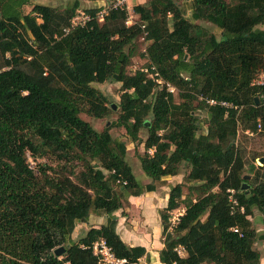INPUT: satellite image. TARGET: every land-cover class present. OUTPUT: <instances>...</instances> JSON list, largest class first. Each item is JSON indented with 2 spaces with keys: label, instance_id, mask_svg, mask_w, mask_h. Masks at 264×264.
<instances>
[{
  "label": "trees",
  "instance_id": "trees-1",
  "mask_svg": "<svg viewBox=\"0 0 264 264\" xmlns=\"http://www.w3.org/2000/svg\"><path fill=\"white\" fill-rule=\"evenodd\" d=\"M188 2L189 19L175 0H146L131 9L129 25L123 11L108 9L98 23L100 7L86 9L93 18L63 34L81 11L79 0L64 8L0 0V264H97L90 247L100 239L122 264H148L142 246L122 242L113 213L182 167L186 173L158 212L159 264H259L264 156L259 167L246 163L236 135L238 127L264 134V84H252L264 73V0ZM138 39L146 65L127 74ZM107 81L120 84L116 127L132 144L141 128L147 131L137 156L151 182L145 186L126 163L124 143L80 118L113 113L116 106L92 87ZM196 111L204 112L202 121ZM26 153L47 162L32 170ZM90 212L103 223L71 240Z\"/></svg>",
  "mask_w": 264,
  "mask_h": 264
},
{
  "label": "rangeland",
  "instance_id": "rangeland-1",
  "mask_svg": "<svg viewBox=\"0 0 264 264\" xmlns=\"http://www.w3.org/2000/svg\"><path fill=\"white\" fill-rule=\"evenodd\" d=\"M146 0H131L130 1V9H132L136 5L144 4ZM176 4L184 11L185 18L189 19V2L188 0H175ZM33 3H39L46 6H52L57 8H64L66 6H70L73 3V0H33ZM95 6L89 3H85L79 0V8L78 10L84 11L86 9H93ZM30 7L26 6L23 8V12H27ZM135 17L131 18V21ZM201 26L207 28L210 32L217 35L218 31L211 25L206 23H200ZM135 45V53L133 57L130 59V64L126 67V73L132 74L134 71L138 69H143L146 65V60L142 56L143 49L145 47V43L138 39L136 41ZM92 87L98 90L104 97L106 98V101L112 105H117L118 103V96L120 94L119 87L120 84L114 81H107L103 84H92ZM174 101L178 102V99L175 97L174 92ZM117 113L118 108L115 107L113 113H111L107 118L102 120H94L89 118L88 116L81 114L80 118L87 122L92 128H94L96 131H101L104 128L108 129V132L110 136L113 139L119 140L124 143L125 149H126V163L131 168V171L133 173V176L135 180L140 183L142 186H145L147 184H150L151 182L149 179L146 178V176L141 172L137 156L141 155L143 153V146L142 141L145 140L147 131L144 128H141L138 132V144H132L130 142V139L124 134V131L121 128L116 127V119H117ZM200 117V120L204 119V112L202 111H196ZM201 122V129L199 130V133H204V124ZM249 133V132H248ZM141 142V143H140ZM236 143L237 146H239L243 151V157L246 163H254L255 167H259L262 162V158L264 156V134L256 132L251 134H246V132H243L239 127L237 129V135H236ZM46 160L42 159H35L33 160L28 153H26L25 156V163L27 166L35 170L36 164L38 163H46ZM187 169L186 167H182L179 171V174L174 177H166L161 182H154V192L152 193H143L141 196H139L137 199H128L129 204H123V208L115 213H113V216L116 217L117 222V234L121 239H128L130 243H147L149 242V238L151 239H157L154 237V230L156 226V219H158V216L155 215L156 213L160 211V209H163L166 204L167 194L169 191V188L172 185H175L177 183H180L184 174L186 173ZM246 182L243 183V185L246 186V184L249 182V177L245 180ZM186 193V188L183 187V194ZM178 214H181V210L175 211L171 213L170 217L174 218ZM251 219L254 224V228L256 230V233L259 234L261 232V223H260V215L258 212L253 209ZM88 222L90 223L87 227L98 225L100 223V220L93 215L92 212H90ZM83 226V225H82ZM75 235V234H74ZM71 237V236H70ZM79 235L76 238H73L75 241ZM254 248L259 252V255L264 263V247L261 243V239H257L254 243ZM143 259L139 261V264L143 263ZM148 264H156L155 262H149Z\"/></svg>",
  "mask_w": 264,
  "mask_h": 264
},
{
  "label": "built area",
  "instance_id": "built-area-1",
  "mask_svg": "<svg viewBox=\"0 0 264 264\" xmlns=\"http://www.w3.org/2000/svg\"><path fill=\"white\" fill-rule=\"evenodd\" d=\"M108 9H115V10H120V11L125 12V14H126L125 24L129 25L132 23L130 0H102V5L100 6L99 11H97L95 13L94 19L98 23H100L102 21L103 15L105 14V12ZM92 18L93 17H91L89 14H87L83 11H78L70 19L69 26L67 28H64L62 30V33L67 34L72 29L83 26L86 22L90 21ZM27 59H29V58H27ZM155 82L160 83L157 80ZM252 84H254V85L264 84V73H262L261 71L257 72ZM168 91L172 93L173 89L171 87H169ZM205 102L208 105H219L220 107L228 108V109L234 108L233 106H231L225 102H217L215 100H206ZM259 129H260V127L257 125L256 130L259 131ZM246 134H251V133L246 132ZM226 192L228 193V201L232 205H235V200L232 197L234 191L233 190H227ZM179 215L180 214H178L176 217L170 219L171 224H173L177 220ZM230 231L233 233H237V229H235V228H231ZM90 250H91L92 255L97 259V264H122L123 263V260H117L113 257L110 249L106 246L105 242L102 239L92 243ZM181 252H182V250L180 248H178L177 253L181 254Z\"/></svg>",
  "mask_w": 264,
  "mask_h": 264
},
{
  "label": "crops",
  "instance_id": "crops-1",
  "mask_svg": "<svg viewBox=\"0 0 264 264\" xmlns=\"http://www.w3.org/2000/svg\"><path fill=\"white\" fill-rule=\"evenodd\" d=\"M80 1H82V0H80ZM82 2L92 4L93 6H95L94 8H98V7H100L102 5V0H98V1H95V2H87V1H82ZM35 4H39V3H35ZM137 198L138 197L131 198V199H137ZM155 215L158 216L157 213ZM97 218L100 220V223L98 225H94V226H91V227L97 228L98 226H100L103 223V218L102 217H97ZM155 219H156V226H155V230H154V232H155L154 233V237L157 238V239L149 238V242H147V243H137V241H135L136 243H130V241H128V239H121V238L120 239L122 240V242H124L128 246H142L146 250V252L149 254L150 262L151 263L155 262L156 264H159V262L157 260V252L162 248V244H161L162 239L160 237L159 219H157V218H155ZM89 224L90 223L88 221L86 223H80V222L76 223L75 227H74V229H73V231L71 233V237H70L71 240H74L73 238H76L78 235H79L78 238L82 237L84 235V233L88 230L87 226ZM117 229H118V226L116 227V232H117ZM259 230H261V229H259ZM142 264H146V263L143 261ZM259 264H264L262 259H261V257H260Z\"/></svg>",
  "mask_w": 264,
  "mask_h": 264
},
{
  "label": "water",
  "instance_id": "water-1",
  "mask_svg": "<svg viewBox=\"0 0 264 264\" xmlns=\"http://www.w3.org/2000/svg\"><path fill=\"white\" fill-rule=\"evenodd\" d=\"M254 102H257V99L256 98H254ZM112 109L114 110V106H112ZM247 178H248L247 176L244 177V179H247ZM241 189H246V186L245 185H242L241 186ZM262 238H263L262 235H260L259 236V239L262 240ZM62 253H63V249L62 248L55 249L53 251V255L56 256V257H58L59 255H61Z\"/></svg>",
  "mask_w": 264,
  "mask_h": 264
}]
</instances>
